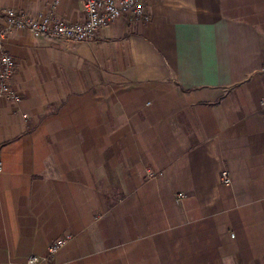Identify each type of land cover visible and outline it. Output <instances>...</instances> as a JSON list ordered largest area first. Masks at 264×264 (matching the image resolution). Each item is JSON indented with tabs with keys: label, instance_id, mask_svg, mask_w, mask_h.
<instances>
[{
	"label": "crops",
	"instance_id": "0c3cea01",
	"mask_svg": "<svg viewBox=\"0 0 264 264\" xmlns=\"http://www.w3.org/2000/svg\"><path fill=\"white\" fill-rule=\"evenodd\" d=\"M49 3L0 0V27ZM145 12L93 41L5 39L20 99L0 97V264L67 233L44 264H264V0ZM56 14L86 18L80 0Z\"/></svg>",
	"mask_w": 264,
	"mask_h": 264
},
{
	"label": "built area",
	"instance_id": "2783aa9c",
	"mask_svg": "<svg viewBox=\"0 0 264 264\" xmlns=\"http://www.w3.org/2000/svg\"><path fill=\"white\" fill-rule=\"evenodd\" d=\"M83 4L86 18L79 22H67L62 20L56 10L61 0H50L49 12L40 14L39 17H27L15 9L5 10V23L0 27V97L11 100H19V93L12 86V78L16 71V60L11 52L5 49L4 41L14 30H26L34 36H48L70 41H93L98 32L122 15L131 14L133 17L147 18L145 12V0H80ZM0 163V172L2 171ZM153 176L152 172H149ZM223 183L230 184L232 178L229 170L221 173ZM183 197L184 193H179ZM74 236L71 233L64 234L55 239L48 246V254L41 256L31 254L27 264H44L49 258L57 254L67 245Z\"/></svg>",
	"mask_w": 264,
	"mask_h": 264
},
{
	"label": "trees",
	"instance_id": "16d2710c",
	"mask_svg": "<svg viewBox=\"0 0 264 264\" xmlns=\"http://www.w3.org/2000/svg\"><path fill=\"white\" fill-rule=\"evenodd\" d=\"M0 147H1V145H0Z\"/></svg>",
	"mask_w": 264,
	"mask_h": 264
}]
</instances>
